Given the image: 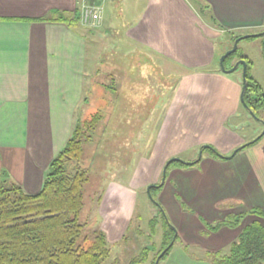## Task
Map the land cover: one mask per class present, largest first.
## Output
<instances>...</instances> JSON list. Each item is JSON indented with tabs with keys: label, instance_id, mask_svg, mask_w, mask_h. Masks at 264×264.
<instances>
[{
	"label": "crops",
	"instance_id": "0c3cea01",
	"mask_svg": "<svg viewBox=\"0 0 264 264\" xmlns=\"http://www.w3.org/2000/svg\"><path fill=\"white\" fill-rule=\"evenodd\" d=\"M78 1L0 0V174L29 193L37 192L49 162L70 134L75 109L82 100L88 102L85 93L98 91L103 99L104 76L113 79L123 70L130 77L125 82H131V68L143 61L139 50L149 52V62L158 66L160 61L177 66L172 97L151 135L152 159L142 162L130 184H112L98 200L101 231L109 243L123 236L135 190L156 183L167 160L203 145L229 156L262 132L258 121L260 128L251 137L236 133L235 125L246 120L239 113H248L240 99L242 77L236 70H221L219 58L229 36L264 32V0H105L102 21L94 28L82 27L74 18ZM106 40L113 42L110 51L121 46L129 60L107 56V46L97 56L96 45ZM248 41H239L240 53L251 60V74L264 90L262 39ZM261 117L264 121V112ZM169 185L198 212L241 191L249 205L240 212L264 210V134L228 158L210 154L192 168L172 167ZM196 196L200 198L194 203ZM203 216L205 222L217 215ZM254 220L257 216L247 213L239 229L219 228L224 243L211 249L230 245ZM258 220L264 225V219Z\"/></svg>",
	"mask_w": 264,
	"mask_h": 264
},
{
	"label": "rangeland",
	"instance_id": "374dc122",
	"mask_svg": "<svg viewBox=\"0 0 264 264\" xmlns=\"http://www.w3.org/2000/svg\"><path fill=\"white\" fill-rule=\"evenodd\" d=\"M133 1L126 0L130 4ZM232 36L228 37V48L231 45ZM259 40L261 37L250 39L248 42L256 44ZM106 43H103L101 47L96 45L97 56L107 46V56H112L113 59L119 58L122 63L129 60V57L123 55L121 46H119L118 51H110L113 42L106 40ZM113 47L115 48L116 44ZM237 48L239 51L242 50V45L238 44ZM251 53H253L251 54L253 59H256V51L251 50ZM146 54L150 53L137 51V56L143 61L140 66L131 68L130 74H133L131 75L133 79L131 82H125L127 78L125 70L121 74L114 73L113 79L104 76V83L107 85L104 98H99L98 91H95L94 95L85 93L88 102L82 100L79 110L75 109L77 113L73 115L74 123L77 119L83 120L90 117L96 110H100L103 114L102 122L94 131L93 138L83 143V153L80 159V165L88 169L90 176V181L85 186L84 206L79 216L80 221L86 223L84 234L89 238H92L95 231L102 230L103 215L99 211V198H103L112 184H121L122 186L130 184L142 162L152 159L151 143L153 142L151 135L160 121L168 100L172 97L173 89L180 74V69L177 66L170 63L166 65L162 61H160L161 66H158L152 61L149 62ZM144 63L145 66L143 67ZM235 70L234 73L241 78V67L238 66ZM99 81L102 82L103 80ZM88 85L85 83L86 88L89 87ZM95 86L98 87L99 84ZM243 116L246 117V120L242 121L240 125H235V131L239 135L249 138L257 128H260V123L254 116L245 113L242 109L238 118ZM200 148V146L194 147L182 153L178 158L184 162L193 161L198 156ZM209 155L207 149L202 151L203 158ZM199 163L200 161L193 165L181 167V169H189L199 165ZM171 169L167 173L162 189L154 191V198L149 196L147 192L148 185L135 190L137 195L133 206L131 204L132 209H129L128 225L123 230V236L120 240L108 243L110 255L102 264H112L114 260H117L119 264H128L144 246L155 244L154 250L148 256V261L138 264L150 263L160 248L162 238V218L157 203L165 209L167 218L170 220V227H173L178 235L172 249L158 264H213L208 253L215 251L211 247L214 248L218 242L223 245L225 238L219 234L221 229L209 230L207 223L216 224L229 215L237 214L245 209L249 205L245 202L247 195L242 194L241 191L238 195L237 193L236 196L231 195L214 206L209 203L201 209V212H198L196 207L185 203L181 196L182 199L173 192L169 185ZM161 176L157 179L159 183ZM199 198L200 196H196L194 203ZM208 213L217 215L216 219L201 221V217L205 218L203 215H208ZM152 218L158 220L154 234L151 233L149 227V221ZM242 223L243 219L240 221V224ZM240 224L234 227L224 226L223 228L233 231L239 229ZM228 247L229 244L218 251L225 253ZM205 249H209V251L205 252Z\"/></svg>",
	"mask_w": 264,
	"mask_h": 264
},
{
	"label": "trees",
	"instance_id": "16d2710c",
	"mask_svg": "<svg viewBox=\"0 0 264 264\" xmlns=\"http://www.w3.org/2000/svg\"><path fill=\"white\" fill-rule=\"evenodd\" d=\"M74 18L78 19L77 14ZM238 37L237 35L231 37L229 48ZM255 37L262 39L261 51L264 56V32L257 36H248L246 39ZM234 59H244L246 63L245 88L241 104L249 114L253 113L255 117L262 118L264 90L251 74L252 62L241 55L237 48L235 52L225 57L224 68H230L233 63L229 65V62ZM102 118V112L96 110L90 117L77 119L73 123L67 140L49 162L37 192L29 193L20 184L8 180L4 173L1 174L0 264H102L109 257L110 248L105 233L98 230L89 238L84 234L86 223L79 218L84 206L85 186L90 181L88 169L80 165L83 143L93 138V133L102 122ZM262 136L249 145L257 142ZM242 148H237L236 152ZM206 149L213 157L226 158L213 146L208 145L203 151ZM185 166L188 165L184 161H171L165 168V180L172 167ZM158 184L159 182H156V185ZM162 185L150 188L152 198L154 191L161 189ZM157 205L161 211L162 238L160 248L149 264H155L160 252L172 242L159 261L165 258L178 237L175 229L170 227V221L162 206L158 203ZM247 213L257 216V220L242 227L227 252L208 253L213 264H264V225L258 220L264 219V210L253 208L248 212L229 215L216 224L207 223V228L216 231L223 226L234 227L240 224ZM157 223L156 218L149 221L153 234ZM154 246L155 244L144 246L128 264L146 263ZM112 264L119 262L114 260Z\"/></svg>",
	"mask_w": 264,
	"mask_h": 264
},
{
	"label": "water",
	"instance_id": "95a60500",
	"mask_svg": "<svg viewBox=\"0 0 264 264\" xmlns=\"http://www.w3.org/2000/svg\"><path fill=\"white\" fill-rule=\"evenodd\" d=\"M262 33V32H261ZM261 33H256V34H246V35H243V36H239L238 38H236L235 40H234V42H233V44H232V47L230 48V49H228V50H226L221 56H220V58H219V63H220V67H221V70H223V71H225V72H230V71H233V70H235L238 66H241V68H242V90H241V93H240V99H241V101H242V99H243V91H244V88H245V70H246V63H245V60L244 59H238L235 63H234V65L229 69V70H227V69H225L224 68V66H223V61H224V59H225V57L226 56H228V55H230L231 53H233V52H235L236 51V49H237V46H238V43H239V41L242 39V38H246V37H248V36H257V35H260ZM252 116H254L253 115V113H250ZM255 117V116H254ZM259 122H261L263 125H264V121L263 120H261L260 118H257V117H255ZM264 134V128H263V130H262V132L257 136V137H255L253 140H251V141H249V142H247V143H245V144H243V145H241L239 148H242V147H244V146H247V145H249L250 143H252L253 141H255V140H257L261 135H263ZM208 145H203V146H201V148L199 149V154H198V156L196 157V159L195 160H193V161H188V162H184L186 165H191V164H193V163H195V162H197V161H199L200 159H201V156H202V151H203V148L204 147H207ZM236 152V149L231 153V155L232 154H234ZM231 155H229V156H225V157H230ZM221 156H223L224 157V155H221ZM173 160H177V161H181V159H179V158H177V157H172V158H170L167 162H166V164H165V166H164V168H163V170H162V176H161V181H160V183L158 184V185H156V184H150V185H148V187H147V192H148V194H149V196H151L150 195V188L151 187H153V186H159V185H162L163 184V182H164V180H165V168H166V166L171 162V161H173ZM173 228V227H172ZM172 243V242H171ZM171 243L162 251V252H160V254L157 256V258H156V260H155V264H158L159 263V259H160V257L164 254V252L168 249V247L171 245Z\"/></svg>",
	"mask_w": 264,
	"mask_h": 264
},
{
	"label": "built area",
	"instance_id": "2783aa9c",
	"mask_svg": "<svg viewBox=\"0 0 264 264\" xmlns=\"http://www.w3.org/2000/svg\"><path fill=\"white\" fill-rule=\"evenodd\" d=\"M105 0H79L78 21L81 26L87 28L97 27L103 17V5Z\"/></svg>",
	"mask_w": 264,
	"mask_h": 264
}]
</instances>
